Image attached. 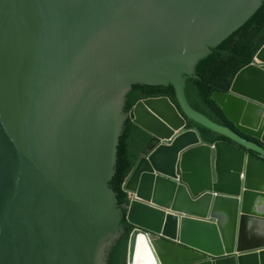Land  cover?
I'll return each instance as SVG.
<instances>
[{
  "label": "water",
  "instance_id": "95a60500",
  "mask_svg": "<svg viewBox=\"0 0 264 264\" xmlns=\"http://www.w3.org/2000/svg\"><path fill=\"white\" fill-rule=\"evenodd\" d=\"M263 3L0 0V264H107L126 117L151 136L123 185L127 264H264V46L212 96L236 131L185 92ZM134 84L173 85L183 112L156 97L125 115Z\"/></svg>",
  "mask_w": 264,
  "mask_h": 264
},
{
  "label": "trees",
  "instance_id": "16d2710c",
  "mask_svg": "<svg viewBox=\"0 0 264 264\" xmlns=\"http://www.w3.org/2000/svg\"><path fill=\"white\" fill-rule=\"evenodd\" d=\"M264 46V3L261 8L236 32L212 49V53L201 59L195 73L187 77L185 92L191 106L212 121L236 131L235 126L225 116L221 106L213 99L215 92L230 90L236 75L255 59ZM168 97L183 112L173 85L134 84L126 93L122 111L128 115L137 101ZM197 127L206 142L228 140L221 134L200 124L188 121V128ZM151 136L134 124L129 117L123 123L117 146L115 174L110 188L116 194L118 208L122 212L120 236L114 246L106 248L107 264H127L129 237L134 227L127 222L129 196L123 184L143 151L147 149Z\"/></svg>",
  "mask_w": 264,
  "mask_h": 264
},
{
  "label": "bare ground",
  "instance_id": "6f19581e",
  "mask_svg": "<svg viewBox=\"0 0 264 264\" xmlns=\"http://www.w3.org/2000/svg\"><path fill=\"white\" fill-rule=\"evenodd\" d=\"M144 253H145V248H144L142 241H140L139 246H138V253H137L138 257H140ZM136 264H145V262L142 260H139V261H137Z\"/></svg>",
  "mask_w": 264,
  "mask_h": 264
},
{
  "label": "clouds",
  "instance_id": "9594fccd",
  "mask_svg": "<svg viewBox=\"0 0 264 264\" xmlns=\"http://www.w3.org/2000/svg\"><path fill=\"white\" fill-rule=\"evenodd\" d=\"M193 128V127H192ZM214 143V142H213ZM130 175V174H129ZM126 181V180H125ZM125 183V182H124ZM124 185V184H123ZM127 193V192H126ZM129 196V195H128ZM129 201H130V197H129ZM130 203V202H129ZM128 257V256H127Z\"/></svg>",
  "mask_w": 264,
  "mask_h": 264
}]
</instances>
